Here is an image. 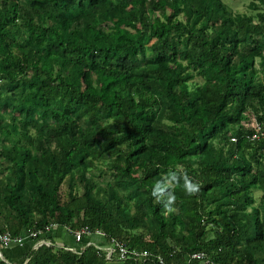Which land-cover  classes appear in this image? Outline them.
Masks as SVG:
<instances>
[{
  "label": "trees",
  "instance_id": "obj_1",
  "mask_svg": "<svg viewBox=\"0 0 264 264\" xmlns=\"http://www.w3.org/2000/svg\"><path fill=\"white\" fill-rule=\"evenodd\" d=\"M1 233L14 264H264V0H0Z\"/></svg>",
  "mask_w": 264,
  "mask_h": 264
},
{
  "label": "built area",
  "instance_id": "obj_2",
  "mask_svg": "<svg viewBox=\"0 0 264 264\" xmlns=\"http://www.w3.org/2000/svg\"><path fill=\"white\" fill-rule=\"evenodd\" d=\"M87 230L86 229H81V230H78V231H74L72 232L74 237L76 239H81L83 237V234L86 232ZM35 235V232H28V236L30 237H34ZM13 239H11L8 235L6 234H0V245L2 243H7L9 241H11ZM15 241L19 242L20 241V238H17V239H14ZM45 241V240H44ZM119 251H120V256H124V253H125V249L121 246H119ZM111 250L109 249L108 250V255L110 254ZM192 257L194 258H197L201 261L200 264H214L213 261L209 258H207V256L205 255L204 252H197V253H193L192 254ZM0 259H1V256H0Z\"/></svg>",
  "mask_w": 264,
  "mask_h": 264
},
{
  "label": "crops",
  "instance_id": "obj_3",
  "mask_svg": "<svg viewBox=\"0 0 264 264\" xmlns=\"http://www.w3.org/2000/svg\"><path fill=\"white\" fill-rule=\"evenodd\" d=\"M71 235V234H70ZM72 236V235H71ZM73 237V236H72ZM47 240H43V239H40V240H35L33 243H32V248H35L36 246L42 244V243H46ZM49 242V241H48ZM50 243V242H49ZM57 243L60 244L59 240H57ZM71 244H73V242L71 241L70 242ZM14 246H17V247H14ZM12 245V247H7L4 249V251H0V256H1V259L5 261H9L10 264H14L16 261H20L22 260V252L20 251L19 247H22L23 245L22 244H19V245ZM107 264H119L115 261H110L108 262Z\"/></svg>",
  "mask_w": 264,
  "mask_h": 264
},
{
  "label": "rangeland",
  "instance_id": "obj_4",
  "mask_svg": "<svg viewBox=\"0 0 264 264\" xmlns=\"http://www.w3.org/2000/svg\"><path fill=\"white\" fill-rule=\"evenodd\" d=\"M226 1V0H225ZM229 4H230V7L232 10H236V11H243V10H246V5L248 3V0H228ZM45 35V34H44ZM43 35V36H44ZM259 195V192L258 191H255L254 192V196L255 198L257 199ZM58 237H60V235H58ZM75 238V237H74ZM57 240H61L63 241L62 238H57ZM61 241H59L61 243ZM47 244H49L48 240L46 241ZM57 245H59V243H56ZM62 244V243H61ZM60 244V245H61ZM63 245V244H62Z\"/></svg>",
  "mask_w": 264,
  "mask_h": 264
},
{
  "label": "clouds",
  "instance_id": "obj_5",
  "mask_svg": "<svg viewBox=\"0 0 264 264\" xmlns=\"http://www.w3.org/2000/svg\"><path fill=\"white\" fill-rule=\"evenodd\" d=\"M173 179H175V177H173ZM184 183H185L186 190L189 194L194 193L199 190V184L196 182H193L185 178Z\"/></svg>",
  "mask_w": 264,
  "mask_h": 264
}]
</instances>
